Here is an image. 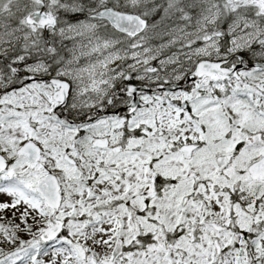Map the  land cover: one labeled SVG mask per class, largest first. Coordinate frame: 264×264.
<instances>
[{
	"label": "snow or ice",
	"instance_id": "6c2138e0",
	"mask_svg": "<svg viewBox=\"0 0 264 264\" xmlns=\"http://www.w3.org/2000/svg\"><path fill=\"white\" fill-rule=\"evenodd\" d=\"M0 264H264V0H0Z\"/></svg>",
	"mask_w": 264,
	"mask_h": 264
}]
</instances>
